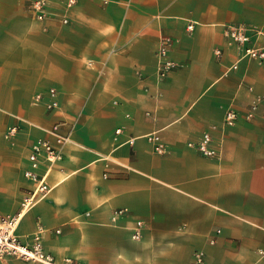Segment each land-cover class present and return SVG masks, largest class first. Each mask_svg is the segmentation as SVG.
Instances as JSON below:
<instances>
[{"label": "crops", "instance_id": "crops-1", "mask_svg": "<svg viewBox=\"0 0 264 264\" xmlns=\"http://www.w3.org/2000/svg\"><path fill=\"white\" fill-rule=\"evenodd\" d=\"M33 1L0 0V214L31 186V143L52 139L55 122L68 140L19 239L41 227L58 264H189L196 251L198 264H264V60L242 57L223 31L243 24L264 46V0H42L43 19ZM162 36L176 67L159 78ZM227 108L239 116L223 127ZM203 131L214 156L188 146ZM153 132L165 152L153 150Z\"/></svg>", "mask_w": 264, "mask_h": 264}, {"label": "built area", "instance_id": "built-area-1", "mask_svg": "<svg viewBox=\"0 0 264 264\" xmlns=\"http://www.w3.org/2000/svg\"><path fill=\"white\" fill-rule=\"evenodd\" d=\"M75 0H67L66 5L70 6ZM32 9L36 12L37 18L43 19L45 13L43 10V1L34 0L31 3ZM64 18L62 22H66ZM192 24L189 23L187 28L190 29ZM223 31L226 37L241 49V56L246 58L264 60V46L254 44L252 41V33L256 32L253 29H249L247 26L240 23H226L223 26ZM170 44V38L168 36H162L159 40L156 48L157 57V75L159 78L164 77L170 70L176 67V62L170 58L168 53V47ZM214 54L220 56L221 50L218 48L214 49ZM236 64L232 65L236 68ZM49 100L46 103V107L49 110L55 109L58 105L56 99V91L51 88L47 91ZM41 97L40 93H36L34 96L35 100ZM264 99V96L261 97ZM257 110V104H250L245 112V117L252 119ZM239 113L232 108H227L224 111L221 124L223 127L232 126ZM264 117V114H262ZM60 123L55 122L48 128V133L52 139L39 138L33 141L29 148L28 161L29 167L23 172L31 182V186L27 188L21 195L17 209L13 213L0 214V258L11 255L24 260L29 261H40L45 264H58L50 253L44 251L41 242L42 228L39 227L32 235V241L29 244L23 243L16 234V228L22 218V216L32 208L40 199L46 196L50 191V185L47 182L46 174L48 170L63 156V146L68 140V135L60 131ZM211 128H215L212 125ZM16 131V127H10L6 131V136L12 135ZM120 129L117 128L116 132ZM146 138L152 142L153 150L158 153L165 152V147L161 141V138L157 133H149ZM188 146L196 148V150L203 156H214L217 154L215 148L211 146V135L209 131H203L200 138L195 142H188ZM46 163L45 170L41 173L37 169L42 162ZM125 209H115L112 216L121 215ZM142 222L137 220L135 222L134 232L132 233L133 238L140 236V228ZM58 230H56L57 232ZM202 254L198 251L194 253V261L189 264H198L202 262ZM64 264H81L79 261H73L69 257L64 258Z\"/></svg>", "mask_w": 264, "mask_h": 264}]
</instances>
